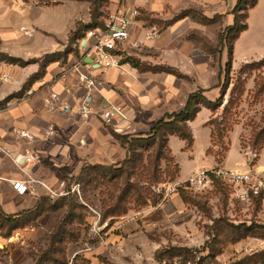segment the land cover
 <instances>
[{
  "label": "crops",
  "instance_id": "1",
  "mask_svg": "<svg viewBox=\"0 0 264 264\" xmlns=\"http://www.w3.org/2000/svg\"><path fill=\"white\" fill-rule=\"evenodd\" d=\"M236 4L237 0H110L108 14L120 11L130 21L124 57L139 52L136 60L170 68L184 77L179 78L172 73L140 72L129 64L111 70L88 65L85 54L95 39L87 36L72 44L73 51L65 60L43 67L46 56L66 52L79 23H91V4L81 0H0V53L32 62L24 67L11 65L10 70L8 64H0V210L7 215L34 210L42 199H55L51 193H62L61 182L72 184L85 167H120L129 153L116 135L146 138L155 122L180 112L191 94L203 90L207 95L219 87L225 72H212L214 58L206 44L197 47V41L189 38L192 31L199 30L211 41L205 30L222 24L229 11L233 16ZM257 6L249 11V22ZM135 10L137 17L133 16ZM217 17L221 18L213 22ZM226 20L232 26L234 16ZM249 30L250 24L234 43L233 60H240L235 69L264 59L260 51L264 40L238 50ZM219 50V58L225 51L229 57L227 48ZM4 72H15V78L6 82ZM82 75L95 86L88 88ZM22 91V98L1 105ZM85 107L88 117L81 113ZM116 108L123 110V116L113 125L105 124L102 113ZM204 113L202 110L189 123L194 139L191 149L179 137L169 138L171 155L179 167L176 183L202 169L194 166L211 145V130L205 125L209 117L202 118ZM235 154L227 157L225 168L242 165L240 155ZM15 182L28 188L25 195L15 191ZM12 237L0 236V241L15 243L10 242L15 234Z\"/></svg>",
  "mask_w": 264,
  "mask_h": 264
},
{
  "label": "rangeland",
  "instance_id": "2",
  "mask_svg": "<svg viewBox=\"0 0 264 264\" xmlns=\"http://www.w3.org/2000/svg\"><path fill=\"white\" fill-rule=\"evenodd\" d=\"M243 1L250 4L253 0ZM109 4L110 1L101 3L103 17L98 22L104 23L109 16ZM230 13L225 14L222 24L205 30L213 44L199 30L192 31L189 38L197 41V47L206 44L214 58L212 72H226L228 53L223 52L219 58L217 42L223 36L230 45L237 34L228 28L226 19L233 17ZM243 19L240 25L245 24ZM248 24L250 30L242 37L239 51L264 40V0H259ZM260 51L264 54L263 43ZM138 53L133 51L131 56L137 59ZM239 62L234 57L232 74L225 89L223 82L207 95L203 90L196 91V94L200 93L199 101L203 100L201 94L204 92L203 96L217 106L214 111L202 107L196 115L197 118L202 110L207 112L201 117H209L205 125L211 130V145L194 169L225 168L227 157L231 158L235 153L240 155L243 163L239 168L229 169H264V59L244 63L235 69ZM10 66L7 65V70ZM241 70L246 73L240 75ZM4 77L6 82L7 79L11 81L15 72H4ZM192 146L193 143L189 144L190 149ZM161 165L162 177L158 181L148 180L140 169H135L131 171L132 176L114 171L100 172L98 186L84 184L80 187L75 182H67L61 191L66 195L61 196L58 192L51 194L55 199H50L51 207L62 198H67L66 205L44 213L28 228L16 232L15 239L10 241L15 243L0 241V264L264 263V208L261 202L243 204L234 197L233 190L221 184L201 194L182 188L176 194L168 193L166 189L176 183L178 177L173 180L170 176L175 172L173 162L163 160ZM114 175L117 180L111 181ZM124 190L129 196L122 207L128 212L112 217L109 210ZM77 214L81 220L75 221ZM69 221L73 222L71 226L67 225ZM63 225L67 231L60 233L58 229Z\"/></svg>",
  "mask_w": 264,
  "mask_h": 264
},
{
  "label": "trees",
  "instance_id": "3",
  "mask_svg": "<svg viewBox=\"0 0 264 264\" xmlns=\"http://www.w3.org/2000/svg\"><path fill=\"white\" fill-rule=\"evenodd\" d=\"M87 1L91 4V23L88 25L79 23L77 26V30L73 32L70 38V46L66 50V52L61 54H53L50 56H46L43 60L42 66H47L50 63L65 60L67 58V53H71L73 51L70 47L72 44L77 43L78 41L83 40L87 33L96 29H105V22H98L99 18L103 17V12L100 10L101 3L108 4L110 0H81ZM247 2L243 0H237V4L234 7L232 14L234 16V23L232 26H229V30L232 32H236L235 38L232 40L231 44L228 45L227 41L219 37V48L218 52L220 53L221 50L227 48L229 52V61L226 65V72L224 78V89L226 87L227 82H229L231 74H232V60H233V46L235 41L239 38V35L248 29V18H249V11L254 9L257 4L258 0H253L249 5ZM221 17H217L214 19L213 22L219 20ZM241 18L244 20L243 25H240ZM144 19L149 20L148 17ZM0 62L8 64V65H19L21 67L27 66L32 62H25L20 59L11 57L7 54L0 53ZM122 64H129L134 69H137L140 72H154V73H172L179 78H184L176 71L167 68V67H152L145 63H141L140 61L136 60L134 57H123ZM239 72L240 75L245 74L246 72ZM34 79V78H33ZM264 88V83L262 84ZM264 91V89H263ZM24 92L13 94L6 98L1 105L8 104L14 99H20L24 96ZM204 93V92H203ZM201 94L203 98L202 101H199L200 93L191 94L185 107L178 113L173 114H166L162 119L155 122L152 126L151 132L147 135L146 138L143 137H133L130 138L129 136H118L116 137L120 140L122 145L127 149L129 153V158L124 161L119 168L117 167H107V166H88L83 169L79 176L73 178V182L77 183L80 187L84 184H95L98 186L100 183V179L98 175L100 172L104 173L106 171H114V173H120L126 176H132V172L135 169H140L146 178L150 181H158L160 177H162L161 172V162L163 160L167 161L168 163L173 162L175 166V172L170 175V171H167L171 178L174 180L176 176L179 175V167L175 164L174 159L171 155V150L168 147L169 138L171 136H179L182 140L187 142V145L193 143L192 134L189 128V123L194 121L196 118L197 113L200 111L202 107H206L211 110H215L216 104L207 100L206 97ZM221 99L218 102L221 103ZM166 172V173H167ZM167 173V174H168ZM96 174V175H95ZM148 176V177H147ZM111 181H116L117 177L114 175ZM104 181V180H102ZM219 184V183H217ZM133 186H130L132 188ZM128 192L124 190L122 196L118 197L117 203L114 207L110 208L109 214H112V217H120L127 214V209L122 207L123 202L128 198ZM67 198H62L58 202H54V209L51 207L50 200L47 198L42 199L40 203L36 206L34 210L25 211L19 215H7L2 210H0V236L4 239L11 238L16 232L22 231L28 228L31 224L38 221L44 213H49L53 210L60 209L64 205H66ZM48 205V206H47ZM122 207V211H121ZM78 215V214H77ZM108 216V214H106ZM105 216V217H107ZM78 218L81 220V216H75V221H78ZM73 219V220H74ZM67 224L71 226L73 223ZM102 222H104V218H102ZM58 231L65 232L66 225H63L58 229Z\"/></svg>",
  "mask_w": 264,
  "mask_h": 264
},
{
  "label": "built area",
  "instance_id": "4",
  "mask_svg": "<svg viewBox=\"0 0 264 264\" xmlns=\"http://www.w3.org/2000/svg\"><path fill=\"white\" fill-rule=\"evenodd\" d=\"M133 16H139V12L135 10ZM130 36V21L127 18V14L120 11L115 14H109L105 20L104 30L96 29L88 32L87 39L94 38L95 42L88 46L85 56L92 58L94 63L99 65L101 69H120L123 67L122 59L125 53V45L130 39ZM83 59L81 62H83ZM81 80L86 82L88 88L95 86V82L90 80L87 76L82 75ZM81 113L85 117H88L90 114L86 107L82 108ZM120 116H123V110L121 108L102 113L103 121L109 126L113 125L116 118ZM32 160H35V158H32L31 161ZM18 162L19 159L16 160V163ZM217 183L233 190L234 197L241 203L252 205L259 201L264 208V169L261 170L258 167L249 168L247 170L223 167H214L210 170L202 168L194 172L185 181L173 183L166 189V192L176 194L179 189L182 188L201 194L210 188H214ZM65 186L66 183L61 182V187L64 188ZM13 187L21 196L25 195L28 191V188L20 182H15ZM51 194L53 195L56 193L52 192ZM58 194L61 196L66 195L65 192ZM187 264L192 263L189 262Z\"/></svg>",
  "mask_w": 264,
  "mask_h": 264
},
{
  "label": "water",
  "instance_id": "5",
  "mask_svg": "<svg viewBox=\"0 0 264 264\" xmlns=\"http://www.w3.org/2000/svg\"><path fill=\"white\" fill-rule=\"evenodd\" d=\"M84 62L88 65L95 66L96 68H100L99 65H96L94 63V60L92 58L86 57Z\"/></svg>",
  "mask_w": 264,
  "mask_h": 264
}]
</instances>
